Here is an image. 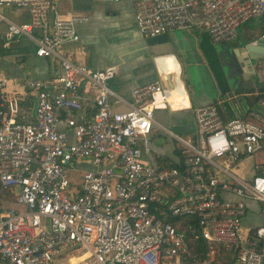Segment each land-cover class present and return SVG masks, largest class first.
<instances>
[{
  "label": "built area",
  "instance_id": "2783aa9c",
  "mask_svg": "<svg viewBox=\"0 0 264 264\" xmlns=\"http://www.w3.org/2000/svg\"><path fill=\"white\" fill-rule=\"evenodd\" d=\"M132 9L144 38L199 29L228 44L258 18L264 40V0H134ZM86 19L57 14L53 0H0L3 47L24 38L57 65L45 79L23 80L34 94L28 122L16 119L21 91L8 90L0 72V262L264 264V116L224 113L223 100L188 106L194 130L181 137L154 121L156 109L171 108L158 69L130 89L125 110H112L124 102L107 84L114 67L91 69L58 51ZM256 102L264 108V96ZM155 127L178 142L175 166L154 159ZM70 171L80 174L69 179ZM1 190L20 208H4ZM251 214L258 221L245 225Z\"/></svg>",
  "mask_w": 264,
  "mask_h": 264
},
{
  "label": "crops",
  "instance_id": "0c3cea01",
  "mask_svg": "<svg viewBox=\"0 0 264 264\" xmlns=\"http://www.w3.org/2000/svg\"><path fill=\"white\" fill-rule=\"evenodd\" d=\"M53 1L57 14H80L87 18L86 21L75 24L77 41L61 44L58 51L72 62L84 64L91 69L114 67L115 74L107 84L124 102L112 104V110H125L127 107L125 102L129 100L130 89L135 85L155 80L157 78L156 69H158L163 77L164 74H169L170 81L172 80L171 87L168 88L165 85L171 108L156 109L154 114L156 112L161 116L165 123L167 113H182L180 120L170 122L178 132L192 133L194 130L191 110L188 106L193 107L242 97V102H240L242 106L239 108L242 116L247 110L259 112L264 116V108L256 102L258 98L264 96V91L260 90V87H264V80L260 83V80L254 78L253 89L243 95L235 96L229 92L222 64V60L229 57V52H234L244 44L259 38L262 32V19H251L237 27L241 28V38L236 29L237 37L228 44H212L205 31L196 29L168 32L166 35L172 45L166 43L148 46L133 22L132 4L134 0ZM4 10H6L4 13L13 21L20 22L27 19L26 11L23 9L4 8ZM4 30L5 24L0 22V43ZM17 42L21 46V53L0 54V72L5 73L11 79L8 90L21 91L16 94L18 98L16 119L28 122L32 119L34 94L22 88L23 80L27 78L45 79L57 68V65L49 58L35 56L34 44L31 41L22 38ZM256 48L258 50L259 47L256 46ZM184 67L192 68L193 80L190 85L193 91L184 88L186 82L184 83L181 78ZM20 83L21 89L17 86ZM228 113L232 115L230 111ZM154 121L165 126L158 120L154 119ZM57 128L65 129L64 123H58ZM154 130L159 131L156 127L153 128ZM168 148L167 153L159 148H154L152 153L155 157L159 156V159L168 157L174 160L176 155L173 143L168 142ZM79 165L90 168L89 164L84 161H81ZM247 204L255 206L252 210L256 209L254 203ZM247 219V216L243 218V222Z\"/></svg>",
  "mask_w": 264,
  "mask_h": 264
},
{
  "label": "water",
  "instance_id": "95a60500",
  "mask_svg": "<svg viewBox=\"0 0 264 264\" xmlns=\"http://www.w3.org/2000/svg\"><path fill=\"white\" fill-rule=\"evenodd\" d=\"M144 41L148 46L166 43L172 45L166 34L147 37ZM256 46L259 47L258 50ZM263 47L264 40L258 38L244 44L234 52H229V57L226 60H222L229 92L235 96L243 95L254 88L255 80L251 77L252 75L257 80H264V62L259 57ZM169 77V74H164L167 85L171 87L172 83ZM0 264L2 263L0 262Z\"/></svg>",
  "mask_w": 264,
  "mask_h": 264
},
{
  "label": "rangeland",
  "instance_id": "374dc122",
  "mask_svg": "<svg viewBox=\"0 0 264 264\" xmlns=\"http://www.w3.org/2000/svg\"><path fill=\"white\" fill-rule=\"evenodd\" d=\"M6 12V10H4ZM250 21V20H249ZM239 27V26H238ZM238 30V34H239V37L241 38L242 36V31H241V28H237ZM178 33V32H177ZM179 35V34H177ZM180 60V59H179ZM192 68L190 67H184V70H183V75H182V80L185 84L184 88L185 89H190V91H193V87L190 85L192 83ZM5 74V73H3ZM203 78H204V74L202 75ZM253 79L256 77L254 75L251 76ZM254 79V80H255ZM260 83L263 82V80L259 81ZM242 102V97H239V98H233L231 100H223V102L221 103L222 105L219 104V108L221 109L222 112L226 113V112H231L233 116H242L240 114V107L242 106V104L240 103ZM167 121L165 123H163V119L161 118V116L157 115L156 112L154 114V119L155 120H158L159 122L163 123L166 127H168L169 129H171L174 133L178 134L179 136L183 137L189 133L187 132H178L173 126H171V123L170 122H175L177 120H180L182 118V113H178V112H175V113H167ZM160 118V119H159ZM152 138L150 139L151 143H152V150L155 148H159L160 150H162V152L164 153H167L169 151V148H168V142L170 143H173L175 146L178 145V142H176L175 140H171L169 137H167L166 135L160 133L159 131H152ZM167 142V143H165ZM82 168H84L82 166ZM78 174H80V171H70L69 174H67V177L70 179L71 176H75L77 177ZM228 199H232V197L230 196H226ZM250 204V207H255L254 205ZM2 206L4 208H12V209H19L20 206L15 204L14 202H8L6 200H4L2 202ZM248 219L243 222L245 225H251L253 223H256L258 221V217H256V215L254 214H251L249 216H247Z\"/></svg>",
  "mask_w": 264,
  "mask_h": 264
},
{
  "label": "trees",
  "instance_id": "16d2710c",
  "mask_svg": "<svg viewBox=\"0 0 264 264\" xmlns=\"http://www.w3.org/2000/svg\"><path fill=\"white\" fill-rule=\"evenodd\" d=\"M21 51H22L21 46L19 45L17 41L11 42L8 47H3L2 43H0V54L1 55H7L11 53H21ZM260 90L264 91V87H260ZM174 152H175V155H177L176 149L174 150ZM154 158L157 161V163L160 162L159 161L160 159L158 157H155V155H154ZM162 164L167 165V166H175L176 163L174 160L168 157H164L162 158ZM1 197L7 200L8 197L10 196L6 190H1ZM201 251H202V254L200 256V259L205 257L204 248H201Z\"/></svg>",
  "mask_w": 264,
  "mask_h": 264
},
{
  "label": "bare ground",
  "instance_id": "6f19581e",
  "mask_svg": "<svg viewBox=\"0 0 264 264\" xmlns=\"http://www.w3.org/2000/svg\"><path fill=\"white\" fill-rule=\"evenodd\" d=\"M62 262L58 263V264H61Z\"/></svg>",
  "mask_w": 264,
  "mask_h": 264
}]
</instances>
